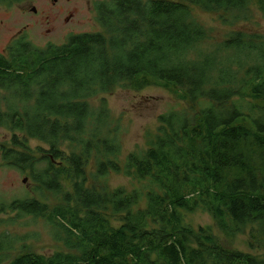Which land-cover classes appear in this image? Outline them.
Masks as SVG:
<instances>
[{
	"label": "trees",
	"instance_id": "trees-1",
	"mask_svg": "<svg viewBox=\"0 0 264 264\" xmlns=\"http://www.w3.org/2000/svg\"><path fill=\"white\" fill-rule=\"evenodd\" d=\"M257 4L264 15V0ZM249 6L250 0H101L94 11L103 32L44 49L20 37L0 54V127L13 133L3 160L28 171L37 189L61 195L54 206L36 198L0 205V226L43 220L63 248L47 256L23 245L10 264H264L183 220V212L203 211L227 234L253 227L264 243V37L236 31L202 50L208 32L192 16L198 7L236 24ZM120 85L182 92L187 103L158 118L150 147L131 154L123 170L104 99L98 111L90 105ZM30 140L46 147L39 158ZM95 155L91 185L86 170ZM122 172L152 189L144 196L96 187ZM18 241L0 235V264Z\"/></svg>",
	"mask_w": 264,
	"mask_h": 264
},
{
	"label": "rangeland",
	"instance_id": "rangeland-1",
	"mask_svg": "<svg viewBox=\"0 0 264 264\" xmlns=\"http://www.w3.org/2000/svg\"><path fill=\"white\" fill-rule=\"evenodd\" d=\"M97 1L101 0H20L11 6L0 5V54H4L10 44L20 37H25L33 46L44 49L49 44H66L72 35L103 32L94 11V3ZM192 16L208 32L207 40L200 47L202 50H213L236 31L264 37V15L257 0H250L247 18L236 24L225 23V16L220 12H205L198 7L192 8ZM3 95L0 91V99ZM181 95L182 92H172L157 86L137 91L120 85L111 93L90 101L94 111L100 109L102 99L105 101L109 113L105 124L121 149L119 163L122 170L131 154L142 153L150 147L157 134L158 118L161 115L186 109L187 103L180 99ZM12 135V132L0 127V205L25 198H36L49 206L59 204L61 195L37 189L30 180L28 171L21 172L7 166L2 157V148L10 146ZM29 144L36 153V158L40 157L39 149H46L38 141L30 140ZM63 149L66 152L71 150L68 146ZM97 163L95 155L86 170L91 185L94 184L92 176L96 174ZM95 185H103L110 190L124 189L128 193L137 190L144 196L152 189L148 181L128 177L124 172L109 173ZM68 188L70 186L67 182L65 190ZM144 206L143 198L141 207ZM183 220L194 231L208 228L217 242L226 249L264 259V243L259 240L253 227L229 235L221 230L211 214L203 211L183 212ZM3 233L20 239L16 242L14 251L4 254L3 264H10L20 254L23 245L26 251L47 256L63 249L54 240L52 228L40 219L26 218L14 224L6 222L0 226V235Z\"/></svg>",
	"mask_w": 264,
	"mask_h": 264
},
{
	"label": "water",
	"instance_id": "water-1",
	"mask_svg": "<svg viewBox=\"0 0 264 264\" xmlns=\"http://www.w3.org/2000/svg\"><path fill=\"white\" fill-rule=\"evenodd\" d=\"M34 12H35V10H34Z\"/></svg>",
	"mask_w": 264,
	"mask_h": 264
}]
</instances>
